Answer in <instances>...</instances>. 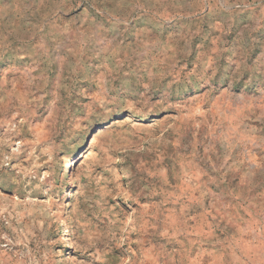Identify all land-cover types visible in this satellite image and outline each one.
I'll return each mask as SVG.
<instances>
[{"label":"rangeland","instance_id":"1","mask_svg":"<svg viewBox=\"0 0 264 264\" xmlns=\"http://www.w3.org/2000/svg\"><path fill=\"white\" fill-rule=\"evenodd\" d=\"M0 264H264V0H0Z\"/></svg>","mask_w":264,"mask_h":264},{"label":"bare ground","instance_id":"2","mask_svg":"<svg viewBox=\"0 0 264 264\" xmlns=\"http://www.w3.org/2000/svg\"><path fill=\"white\" fill-rule=\"evenodd\" d=\"M67 169H68V171L71 170V163L67 164Z\"/></svg>","mask_w":264,"mask_h":264}]
</instances>
